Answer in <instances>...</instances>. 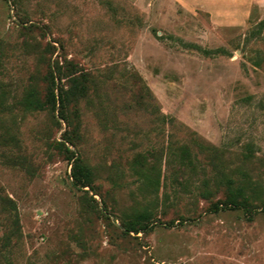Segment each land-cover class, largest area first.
<instances>
[{
  "label": "rangeland",
  "instance_id": "rangeland-1",
  "mask_svg": "<svg viewBox=\"0 0 264 264\" xmlns=\"http://www.w3.org/2000/svg\"><path fill=\"white\" fill-rule=\"evenodd\" d=\"M0 264H264V0H0Z\"/></svg>",
  "mask_w": 264,
  "mask_h": 264
},
{
  "label": "trees",
  "instance_id": "trees-1",
  "mask_svg": "<svg viewBox=\"0 0 264 264\" xmlns=\"http://www.w3.org/2000/svg\"><path fill=\"white\" fill-rule=\"evenodd\" d=\"M53 97V105L59 104L60 110L63 111L65 107V100L63 98V89H58V97L52 94ZM28 107L31 109H40L41 106L34 102L33 100L28 101ZM63 117V115H62ZM64 120L67 119L63 118ZM71 158L70 161H74L72 165V179L74 181V185L77 187H86L90 185V171L89 169L84 166L81 163L80 158ZM228 189L231 192V203L234 206H247L249 203V197H256L258 195V190L253 188V196L249 195L248 190H250L249 184L245 185V183H236L232 182L231 180L229 181V184L227 185ZM147 220V216L145 213L139 214L137 218L135 219V222L132 224L131 227H127L128 232H140L146 229L143 225V223Z\"/></svg>",
  "mask_w": 264,
  "mask_h": 264
}]
</instances>
